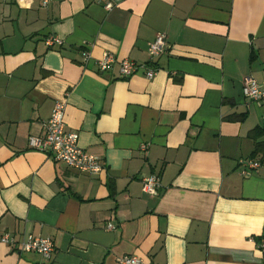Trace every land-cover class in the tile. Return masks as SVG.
<instances>
[{"label":"crops","instance_id":"crops-1","mask_svg":"<svg viewBox=\"0 0 264 264\" xmlns=\"http://www.w3.org/2000/svg\"><path fill=\"white\" fill-rule=\"evenodd\" d=\"M44 1L0 0V237H50L55 251L0 241V264H264V136L249 134L264 101L243 94L249 76L264 87V0ZM104 52L156 73L100 72ZM58 100L102 172L28 147ZM244 159L260 165L242 175ZM151 174L156 196L142 190Z\"/></svg>","mask_w":264,"mask_h":264},{"label":"built area","instance_id":"built-area-1","mask_svg":"<svg viewBox=\"0 0 264 264\" xmlns=\"http://www.w3.org/2000/svg\"><path fill=\"white\" fill-rule=\"evenodd\" d=\"M45 0L44 3H47ZM111 3L106 4V8L110 9ZM47 46L53 44L61 45L62 41L56 37H48L45 40ZM167 40L165 34H159L148 48L150 59L158 57L166 48ZM84 65L87 64L90 54L84 51ZM115 63L119 65V74L123 78L131 77L137 72L144 73L147 79L154 77L156 70L150 62L136 63L130 59H117L110 52H104L97 60V67L100 72L107 71ZM244 96L254 101H264V87H260L253 77H247L243 86ZM66 109V101L58 100L54 103L50 117L44 121V133L40 136L28 137L27 145L30 149L51 155L55 160L62 161L68 167L86 172L89 174H98L104 170V165L94 155L83 150L79 145V133L76 131H66L64 128V114ZM142 148H145L142 145ZM241 174L246 175L248 169L257 168L259 161L253 159H244L240 161ZM161 188L160 177L157 174H151L142 178V190L150 196H156ZM114 224L108 222L106 228L114 229ZM0 241L10 246H15L20 252H36L45 259L51 258L55 251V245L50 237L26 234L21 240L16 241L14 237L8 233H4L0 237ZM264 248V241L261 242ZM141 258L133 255H123L118 259L117 264H140Z\"/></svg>","mask_w":264,"mask_h":264},{"label":"trees","instance_id":"trees-1","mask_svg":"<svg viewBox=\"0 0 264 264\" xmlns=\"http://www.w3.org/2000/svg\"><path fill=\"white\" fill-rule=\"evenodd\" d=\"M249 134L253 139L258 140V138L264 136V126L255 127ZM258 152L264 153V141L256 142V148L252 153V157Z\"/></svg>","mask_w":264,"mask_h":264}]
</instances>
